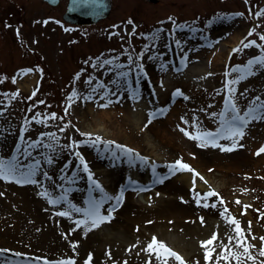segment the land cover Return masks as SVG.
Instances as JSON below:
<instances>
[{
    "label": "rangeland",
    "instance_id": "374dc122",
    "mask_svg": "<svg viewBox=\"0 0 264 264\" xmlns=\"http://www.w3.org/2000/svg\"><path fill=\"white\" fill-rule=\"evenodd\" d=\"M111 1V10L106 18H102L101 21L94 24L73 25L61 19L66 0H60L56 6H49L41 0H0V109H6L3 115H0V128H11V131L6 133V140L0 141L2 143L0 154H10V149L14 148V142L18 140L17 133L23 126L24 118L30 117L35 112H39L41 115L46 112H57L61 116L64 115L68 93L75 86L81 93V99L75 101L65 119L71 120L82 131L99 133L105 139L126 144L123 138L113 135L108 130L109 128L101 122H90L88 118H83L84 112L87 111L95 117L98 110L114 111L118 116L120 113L118 109L126 107L134 121L132 129L137 133L132 143L142 144L143 148L139 149L133 144L129 146L137 149L142 155L149 156L152 164L156 165L157 175L166 177L161 183L156 182L157 176H154L152 182L145 187H141L140 184L134 186L129 182V179H126L122 185L124 193L132 192L134 198L141 201V205L146 207L145 212H142L138 218H136V214L132 216L130 213L119 211L121 205L115 210V225L126 227L128 232L134 234L140 241V243L126 241L130 246L129 254L140 258L141 264H146L147 258L151 255L142 249L152 235H156L155 229L158 225L154 229L150 225L151 223H146L154 218L155 213H153L152 207L154 209L157 203L171 200L174 203L169 210L170 213L176 215L180 206L184 207L189 204L185 202L188 198L194 199L191 191L187 190V194L186 190L173 191L172 184H169L176 175L182 173L192 175L188 171H178L169 175L167 165L178 157H183L198 171L203 167L200 172L207 179L208 184L224 197L230 211L241 219L242 226L247 228L248 221H252V232L246 233V235L251 239V236L255 234L257 239L253 242L259 244L258 237L264 235V217H260L256 209L264 211V153L257 155L256 150L261 144H264V121L252 122L247 127L245 136L239 141L244 147L233 151H221L212 146L201 148L197 141L190 139L181 131V127L194 131L195 126L192 124L194 116L204 128L215 129L218 126V120L211 117L209 113L219 112L223 107L225 92L221 91V88L225 83L226 65L246 63L251 55H256L259 51L252 47L244 49L243 52L232 53L231 49L246 36L249 28L256 23L253 16L248 13L249 6L253 8L254 12L258 6L264 7V0H250V3H246L245 0ZM237 12H244L245 15H234ZM169 15L173 16L177 23L188 25L175 30V37L183 41L182 51L188 52L186 67L180 65L181 49L176 48L174 39L168 36L169 30L172 29V22L166 19ZM129 17L133 23H128ZM259 19L264 20V17ZM45 20L48 22L44 23ZM161 21H163V32L160 33L159 40L152 41V33L161 27ZM112 25L118 27L114 29ZM133 26H135V32L132 31ZM17 28L20 31L19 36L16 34ZM258 31H264V24L260 25ZM140 33L145 35L141 36ZM152 43L156 44L155 48L152 47ZM145 44H148L149 47L144 52L142 62L149 75L140 78L139 100L132 98L126 84H122L119 88L117 93L120 96L119 99H116L115 96L109 97L112 103L107 107H99V104L107 102L103 97L99 100H83V94L89 88V85L85 83L87 76L92 75L94 78L102 79L108 83L115 78L114 73L118 70L114 65H108L107 67H113V72L106 74L99 67L93 68L92 61L96 57H101L103 60L115 56L118 57L116 63H125L129 54L135 59ZM154 54L157 58L149 59ZM85 60H89L90 63L85 64ZM161 63L168 64L170 67L166 70L161 69L159 67ZM28 68L33 69L31 72L35 75V81L29 90L23 92L16 83L17 77L22 72H26L24 70ZM177 68H181V70L176 71ZM81 69L84 71L80 78L73 81L74 74ZM238 74L232 73V76ZM12 77L16 78L15 82ZM131 78L132 88H136L135 72L131 74ZM161 79L164 82L163 86L160 84ZM110 87L111 91L117 92L116 85L112 84ZM177 88L182 90L184 96H173ZM237 88L239 103L242 107L246 106L253 96H264V72H258L256 75L240 81ZM34 89L36 95L29 100L28 97L32 95ZM245 89L249 90L248 93L240 96L239 94L244 93ZM17 90H19V95L13 96L12 94ZM38 100H42L44 103H35ZM33 104L35 107L30 112L29 108ZM165 105H167L165 114L157 115L145 127L149 111H154ZM182 116L189 121L188 124H184V121L181 120ZM57 127H63L58 119L49 126L33 123L26 136L35 139L40 131L54 132ZM69 136L85 139L70 126L62 135V143H67ZM225 142L229 141L221 140V143ZM38 151L44 152L45 149L41 148ZM80 151L87 159L95 178L101 181L105 190H109V186L114 185L109 177L112 168L122 167L128 172L134 167L147 171L146 168L149 166L148 163L142 164L138 160L132 165L126 156L120 157V165L109 164L107 162L112 158L111 152L106 151L103 144L99 146L81 145ZM191 153H195V157ZM69 160L72 163L61 172L65 162ZM124 162H126V166H123ZM76 164V158L71 156L68 150H64L56 157L53 165H47L42 161L44 170L50 169L51 172L60 175L59 178H56L57 184L64 183L66 187L72 188L69 199H73L83 207L88 189L84 193L82 187L87 181V177L82 166L77 168ZM79 169L81 171L78 172ZM73 170L78 172L80 179L74 183L61 179L62 176L71 175ZM38 179L49 184L42 176H38ZM28 185L33 186L0 179V205L9 206L8 203L16 202L21 198L18 187ZM201 185L208 189V185L203 181H201ZM36 186L39 187V185ZM78 186L82 190L77 189ZM149 186L159 189L160 194L154 201L143 200L144 190ZM241 188H246L248 191L242 192ZM197 190L206 191L202 188H197ZM60 191L62 190L56 188L53 195H58ZM92 194L98 196L100 192L94 189ZM39 196L41 200L39 205L42 210L49 204L45 202V197ZM181 196L184 197V201L180 199ZM236 197H239L243 203L252 205L243 215H241L242 205L235 203ZM41 202L46 207L42 206ZM114 203L115 201L107 202V205ZM197 206L200 208L193 212L191 222L196 227L201 225L203 235L186 239L174 232L170 241L163 240L186 259L197 258L203 264L200 241L209 238L213 232H218L219 239L227 243L228 239L225 233H233L219 215L217 208H206L202 204ZM57 207L60 208L59 205H50L47 208L50 213L47 211L42 213L46 227L55 229L61 227L59 226L60 220L56 218L58 214H54V208L58 210ZM73 215L80 216L82 214L74 213ZM199 216L204 217V223H201L197 218ZM180 218L177 216L172 219V226H175L174 231L177 230L179 222H182ZM104 225H101L103 229L99 230L100 234L108 231V227ZM10 232L9 230H0V249L14 250L0 252V264H43V261L36 260L37 255L34 253L41 252L37 250L32 241H17L13 233ZM132 245L135 247H131ZM18 253H27L28 255H18ZM67 256L69 255L48 259L55 261ZM86 256L76 257V264H83Z\"/></svg>",
    "mask_w": 264,
    "mask_h": 264
},
{
    "label": "snow or ice",
    "instance_id": "6c2138e0",
    "mask_svg": "<svg viewBox=\"0 0 264 264\" xmlns=\"http://www.w3.org/2000/svg\"><path fill=\"white\" fill-rule=\"evenodd\" d=\"M246 3H250V0H245ZM106 7V0H72L70 10L90 9L89 14L99 15ZM248 13L253 16L256 23L249 28L246 36L240 40V42L231 49L232 53L243 52L244 49H250L255 47L258 49V54L251 55L246 63L226 65L224 70L225 83L221 88V91L225 92L223 99V107L219 112H210L209 115L218 120V126L215 129L204 128L193 117L192 124L195 126L194 131H190L186 127H181V131L190 139L198 142V146L201 148H207L209 146L219 148L221 151H233L237 148L244 147L239 141L245 136L247 127L254 121H264V96H253L242 107L239 103L238 88L237 85L240 81L247 79L248 77L256 75L258 72H264V31H258L261 24H264V20L259 18L264 17V7H257V10L253 12V8L249 6ZM234 15L243 16L244 12H237ZM168 21L172 22V29L169 30L168 36L174 39L176 48L181 49L183 41L180 38L175 37V30L180 27H187L188 25L179 24L175 21L173 16L166 17ZM48 21L45 20L44 23ZM211 22V21H210ZM60 23V21H57ZM128 23H133L131 17L128 19ZM161 27L152 33V41H157L160 38V33L163 32V21L160 22ZM10 26V25H6ZM116 29L117 25H112ZM67 30V29H66ZM135 32V26L132 29ZM16 34L19 36V28L16 30ZM118 34V33H116ZM255 34V36H253ZM131 35V33H130ZM141 36L145 35L140 33ZM252 37V38H249ZM123 38V37H122ZM149 45L145 44L143 49L136 55L135 59L131 54L127 56L125 63H116L118 57H109L108 59H101L96 57L92 61V67H99L104 72L112 73L113 67H107L108 65H114L117 71H115V78L112 81L106 83L102 79L94 78V76H87L85 83L89 85L88 91L83 94L84 101L99 100L103 97L107 102L99 104V107H107L112 103L109 99L110 96H115L119 99L117 94L122 84H126L132 94V98L135 100L140 99L139 83L141 77H148V72L145 69L142 58L144 52L148 50ZM152 47L155 48L156 44L152 43ZM127 51V50H126ZM157 58L156 54L150 56L149 59ZM188 62V52L182 51L180 55L181 67H186ZM85 64H89V60L84 61ZM127 65V67H126ZM161 69H167L170 65L161 63L159 65ZM181 68H177L176 71H180ZM26 72L33 71L32 68L25 69ZM42 71V70H41ZM84 69L76 72L73 77V81L78 80ZM135 72L136 88H132L131 74ZM232 73H239L232 76ZM211 75V73H208ZM15 77H12L15 82ZM94 81V82H93ZM150 82V81H149ZM163 79L160 84L163 86ZM117 86V92L111 91L110 85ZM248 89L244 90V93H240V96L248 93ZM7 95V94H5ZM13 96L19 95V90L12 94ZM36 95L34 89L32 95L28 97L29 100ZM173 96H184L181 89H175ZM81 99V93L75 86L72 87L68 93L65 101L64 115H59L57 112H46L41 115L39 112H35L30 117L23 119V126L18 130V140L14 142V148L10 149V154H0V179L4 181H14L17 184L25 185H40L41 192L39 195L45 197L50 205L60 208L55 210L54 214H58L62 217H68L75 222V228L71 231H75L76 228H81L85 235L93 229L100 227L106 222H111L114 219V213L117 207H119L124 200V188L121 186L120 191L115 194H109L99 179L95 178L94 172L91 170L90 165L80 151L81 145L99 146L103 144L106 151L111 152L113 159H120L121 156H126L130 164L135 161H140L142 164L149 162V157L142 155L137 149L130 147L129 145L119 143L116 140L105 139L99 133L90 131H82L80 127L73 124L71 120H66L65 117L69 114V109L74 105L76 100ZM10 102V101H9ZM35 103L43 104L44 101L38 100ZM35 107L33 104L29 111ZM167 109V105L157 108L154 111L150 110L148 113V121L145 124L151 123L157 115H164ZM6 109H0V115H3ZM206 111V109H205ZM60 120L63 127H57L56 131H40L37 138L33 139L31 136H26L29 129L33 126V123L39 125L49 126L54 123L55 120ZM184 124H188L189 121L185 117H181ZM72 127L75 132L80 133L85 139H76L69 136L67 143H62V135L65 133L68 127ZM179 126V125H178ZM11 128H0V141L6 140V133L10 132ZM221 140L229 142L221 143ZM2 147V143H0ZM45 149L44 152H39L38 149ZM64 150H68L69 154L76 158L77 168L82 166L83 172L86 173L88 182V194L84 198L83 207L78 203H74L72 199H69V193L72 192L71 187H66L64 183L57 184L56 178L51 174V170H44L42 167V161L47 165H53L55 158L58 157ZM264 153V144H261L256 150V154ZM195 157V153H191ZM72 163L71 160L66 161L63 172ZM169 175H173L178 171H188L192 173V196L197 205H203L204 207L217 208L219 215L223 218L225 223L232 229L233 234L225 233L228 242L219 239V233L213 232L207 239L200 241L202 249L203 264H264V235L258 237L259 244L254 243L257 239L253 234L251 239L246 233H251L252 221H248V226L245 228L242 226L241 219L233 214L228 203L224 197L215 188H212L208 184L207 179L203 174L198 171L192 164L186 162L183 157H178L175 160L168 163ZM211 171V169H209ZM152 172L154 176H157L156 182H163L166 177L158 176L156 173V165L152 164ZM246 176L248 174H245ZM38 176H42L46 181L50 182L46 184L44 181L38 179ZM61 179L74 183L80 179L78 172L73 170L71 175L62 176ZM130 183H137L133 181L131 177L128 178ZM199 179L208 185L206 191L197 190L196 181ZM56 188L61 189L58 195H53ZM95 190H99L100 195L94 196L92 193ZM242 192H247L248 189L241 188ZM210 198L211 202H210ZM180 199L184 201V197ZM108 201H115L114 204H109L105 208V204ZM186 202V201H185ZM218 202V203H217ZM236 204L242 205L241 215L247 212L252 205L243 203L239 197L235 198ZM66 205V207H64ZM260 217H264V211L256 209ZM74 213H80V216H74ZM201 223L205 222L203 216L200 218ZM146 223H152V221H146ZM171 223V221H170ZM138 230V227H137ZM72 245L79 244V241L71 242ZM137 243H140L137 240ZM131 247H135L132 245ZM219 249V250H218ZM14 251L9 249H0V252ZM72 251L75 252L76 248L73 246ZM147 253H150L146 260V264H201V260L197 258L186 259L179 251L174 250L164 240L158 239L155 234L146 243L142 249ZM18 255H28L27 253ZM111 252H108V256L111 257ZM37 261H43V264H76L75 256L61 257L59 260H49L47 257L38 256ZM83 264H93V253L89 252L84 259ZM111 264H117L116 260H111Z\"/></svg>",
    "mask_w": 264,
    "mask_h": 264
},
{
    "label": "bare ground",
    "instance_id": "6f19581e",
    "mask_svg": "<svg viewBox=\"0 0 264 264\" xmlns=\"http://www.w3.org/2000/svg\"><path fill=\"white\" fill-rule=\"evenodd\" d=\"M34 81V73L22 72L17 77L16 83L18 84V87L24 92L33 86ZM118 112L120 113L117 116V112L114 111L111 112L110 110H98L96 116L94 117L86 111L84 112L83 118H88L90 122H101L105 127L109 128L108 130H110L113 135L117 136L118 138H123L127 145H132V140L137 134L132 129V124H134V121L130 117L126 107L119 108ZM133 145L139 149L143 148L142 144L139 145V143ZM150 147L151 145L149 148ZM110 155L112 158H110L107 163L120 165V160L113 159L112 153ZM125 163L126 162H124L123 166H126ZM148 164L149 166L146 168L147 171H143V169L134 167L128 172L122 167L112 168V170H110L109 177L111 181L114 182V185L109 186V190L107 189L106 191L111 195L117 194L125 180L129 177H131L133 181H137V183H132V185L140 184L141 187L145 186V184H148L151 182L152 178H154L152 172V160L150 157ZM202 168L203 167L200 168V171ZM77 171L79 172L81 169ZM51 174L55 178H59L60 176L54 172H51ZM169 184H172L171 186L173 191L175 190L182 192L186 190L187 194V190L190 192L192 189V175L189 173L176 175ZM196 185L198 189L202 188L207 190L203 187V185H201V181L199 179H197ZM88 186V182L86 181L82 187L84 193L85 190L88 189ZM82 188L78 186L77 189L82 190ZM18 189L21 194L20 199H17L16 202L8 203L9 206L0 205V230L11 231L17 241H32L37 250L41 252H35L34 254L37 255L36 257L44 256L49 259H53V257L56 256L71 255L79 258L83 255H87L89 252H92L94 261L93 264H111V260L113 259L116 260L117 264H141L139 262L141 260L140 258L129 254L130 246L128 245V242H126L137 241L135 235L128 232L126 227L115 225V219H113L110 223H104V226L108 227V231L101 234L99 231L100 229H103L101 226L96 228L97 230L93 229L89 231L87 235L84 234L82 226L81 228H76L75 231H71V229L75 228L74 220L59 215L56 218L60 220L59 226L61 227L58 229L51 227L49 228L44 225L45 220L42 218V213L45 211L50 213V211L47 209L50 204L47 202V199L46 201L44 200L49 204V206L46 207V205L41 202V205L46 207H42L43 209L41 210L39 205L41 201L39 196V193L41 192L40 185L39 187L36 185L21 186L20 188L18 187ZM158 190L149 186L144 190L143 200H156L158 198L157 196L160 194ZM124 197L125 198L119 208V211L122 210L128 214L130 213L132 216L133 214H136V218L140 217L142 212H145L146 207L141 205V201L134 198V194H132V192H125ZM73 202L76 203L75 201ZM186 202L189 204L184 205V207L180 206L178 212H176V215L172 214V212L170 213L169 208H171L172 204L174 203L171 200H167L164 203H157V205L154 206V209L153 207L151 208L155 215L154 218H152V223L150 225L152 228L154 227V229L158 225L155 229L158 239L170 241L169 239L174 234V232H176L178 235L180 234L186 239L194 236L196 238L203 235V229H201V225L196 227L195 225H192L193 222H191L193 212L198 211L200 207H198L196 203L194 204V199L188 198ZM107 206L108 205L106 202L105 208H107ZM57 209L59 208L57 207ZM177 216L181 217L180 219H182V222H179V226L176 228L177 230L174 231L173 228L175 226H172V219ZM197 218L199 219L200 216ZM77 240L79 241V244L72 245L71 242ZM73 246L76 248L75 252L72 251ZM109 251L112 254L111 257L108 256Z\"/></svg>",
    "mask_w": 264,
    "mask_h": 264
},
{
    "label": "water",
    "instance_id": "95a60500",
    "mask_svg": "<svg viewBox=\"0 0 264 264\" xmlns=\"http://www.w3.org/2000/svg\"><path fill=\"white\" fill-rule=\"evenodd\" d=\"M46 1L55 4L57 3L58 0H46ZM148 1L154 2L156 0H148ZM71 5H72V0H68L66 11L63 14V19L71 23L78 22L79 18L85 19L88 22H96L100 20L102 17L104 18V16H106L109 13L111 7V0H106V7L99 15L89 14L91 11L90 9L70 10Z\"/></svg>",
    "mask_w": 264,
    "mask_h": 264
}]
</instances>
